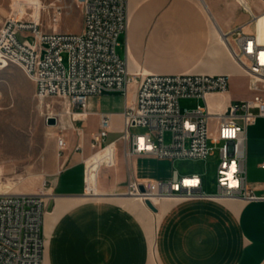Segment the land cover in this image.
<instances>
[{
    "label": "built area",
    "instance_id": "2783aa9c",
    "mask_svg": "<svg viewBox=\"0 0 264 264\" xmlns=\"http://www.w3.org/2000/svg\"><path fill=\"white\" fill-rule=\"evenodd\" d=\"M75 2L83 12L78 32L59 30L57 24L46 29L42 21L43 12H48L58 22L67 12L68 0H41L37 17L36 7H23L19 15L12 11L0 27V63L20 65L35 82L39 101L52 110L54 106L48 99L56 97L73 119L76 108L87 112L90 97L105 92L123 93L126 103L119 141H107L113 121L111 113L104 112L91 135L95 153L109 145L116 149L122 142L126 155L174 160L207 159L216 154L218 158L216 193L203 190L202 174L175 170L170 177L158 179H141L132 174L124 194L154 204L165 197L264 200V193L258 194L247 182L248 128L264 117V42L241 27L232 32L233 38L224 33L253 93L248 99H228L227 73L130 72L127 59L118 53L120 36L129 27V0ZM239 2L250 9L243 0ZM251 12L256 18L257 14ZM181 98L203 99L204 103L182 109ZM57 113H48V117L55 116L53 124L62 129L57 144L64 150L67 141L63 131L67 126L60 123ZM133 127L147 130L133 132ZM115 159L116 150L106 165H114ZM261 165L264 167V161ZM88 167L87 161L84 193L91 194L95 190L87 183ZM53 195L48 183L36 191L0 190V264H44L43 224L47 201Z\"/></svg>",
    "mask_w": 264,
    "mask_h": 264
},
{
    "label": "crops",
    "instance_id": "0c3cea01",
    "mask_svg": "<svg viewBox=\"0 0 264 264\" xmlns=\"http://www.w3.org/2000/svg\"><path fill=\"white\" fill-rule=\"evenodd\" d=\"M243 2L256 18L239 0H129V27L120 36L118 53L127 59L132 73H227L247 78L244 73L230 72L236 67L226 54L214 55L221 47L215 31L233 38L232 32L241 27L264 42V4L261 0ZM235 94L230 89L227 98L234 99ZM236 95L253 97L252 92ZM125 103L123 93L105 92L90 97L86 113L76 108L74 119L70 116L72 125L63 131L66 147L52 181L53 210L59 198L73 199L48 225L45 215L44 264H264V200L172 198L165 208L162 200L155 204L157 210L145 204L149 210L142 208L144 217L149 214L155 219L152 240L141 213L114 196H96L124 194L109 190L103 181L100 186L102 164L109 159L93 154L90 141L104 112L112 115L111 132L118 128L121 135ZM90 119L94 126L88 130ZM130 156L134 164L154 158ZM87 161L93 171L87 177L88 186L95 190L91 194L84 193ZM263 161L264 117H259L248 128L247 159V182L258 194L264 193ZM65 213L68 218H62Z\"/></svg>",
    "mask_w": 264,
    "mask_h": 264
},
{
    "label": "rangeland",
    "instance_id": "374dc122",
    "mask_svg": "<svg viewBox=\"0 0 264 264\" xmlns=\"http://www.w3.org/2000/svg\"><path fill=\"white\" fill-rule=\"evenodd\" d=\"M40 2L41 0H0V27L12 11L19 14L23 7H36L37 17ZM42 21L46 29H50L48 26L52 24H57L59 30L78 32L82 27L83 12L75 0H68L67 12L58 22L55 23L48 12H43ZM123 38L124 36L121 37L122 45H124ZM122 45L119 47L120 52L123 49ZM247 82L244 76L238 78L230 76V89L236 94L251 92ZM236 94L235 100L239 99ZM48 100L53 104L52 111L54 110L55 113L64 109L63 102L56 97ZM202 103L204 100L198 98L180 99L182 109ZM48 113L46 104L42 105L36 95L35 82L25 70L15 63H0V188H9L10 191H36L45 183L52 185L53 178L60 168V158L64 150H60L57 144V136L58 133H62V129L58 125L50 126L47 120ZM92 119L88 122V130L94 126ZM61 123L63 125L72 123L69 114H62ZM146 130L144 127L132 128L133 132ZM119 136L120 132L117 128L110 133L107 141L110 142ZM166 138L167 140L170 138L169 133ZM115 150V164L103 166L100 174V186L103 181L109 190L124 192L127 179L132 174L140 178L150 176L168 178L175 170L183 174L200 173L204 178L206 192L213 193L218 190L216 154L207 159L172 160L154 157L151 158L152 160L140 159L134 164L131 156L126 155L122 142L117 143L116 149L111 145L109 161L113 158ZM55 200L53 196L48 199L47 216L53 210ZM65 214L62 218H68V213ZM148 215V220L154 224V216ZM141 217L146 226V218L143 215Z\"/></svg>",
    "mask_w": 264,
    "mask_h": 264
},
{
    "label": "bare ground",
    "instance_id": "6f19581e",
    "mask_svg": "<svg viewBox=\"0 0 264 264\" xmlns=\"http://www.w3.org/2000/svg\"><path fill=\"white\" fill-rule=\"evenodd\" d=\"M14 15H19V14H15ZM216 35H219V39L221 41V47L218 51H215L214 52V55L217 56V54H220L219 57L223 55H227L229 57V59L231 60V62L233 63L234 67H236L235 70H231L230 72H233V73H243L244 71V68L242 67V65L237 61V59L234 57L232 51L230 50V48L228 47L226 41H225V37H224V34L221 33L220 34H217V32L215 31ZM259 39V38H258ZM260 40V39H259ZM261 41V40H260ZM263 42V41H261ZM225 52V53H224ZM133 61V60H132ZM222 62V60H221ZM138 67V66H137ZM42 104V103H41ZM43 105V104H42ZM211 106L214 107L215 106V103L211 102ZM49 114H52V115H55V111L49 109ZM63 113H66L65 110H60L57 115L59 117V120H60V123H61V116ZM72 125V123H69L67 125H64V126H68V125ZM63 125V124H62ZM50 126H55L54 124H51ZM93 154H99L102 156V158L104 160H108L109 157H110V150H109V146H107L106 148L98 151L97 153L93 152ZM93 157V155H92ZM103 166H105V164H102ZM101 165V166H102ZM88 175L87 177H91L92 174H93V171H92V167L90 164H88ZM0 190H9V188H0ZM58 197H61L62 195H57ZM72 196V195H71ZM75 196V195H74ZM80 196V195H79ZM94 196V195H93ZM97 197H102L104 199H108V198H111L110 196H114L116 200H119V201H122L124 203H126L127 205H129L132 209L138 211L139 213H141V215L144 216V214L146 215V212H143L142 211V208L145 207V204L146 201H143L141 200L140 198L138 197H134V196H129V195H126V194H117V195H96ZM109 196V197H108ZM73 198H59L58 202H57V206L56 208L49 212L48 213V216H47V225L50 223V220L51 219H54L61 210H63L64 206L66 205V203H68L67 201L71 200ZM170 199L172 198H169V197H165L164 200L161 199L163 201V207L165 208L166 205L169 203V201H171ZM161 200H156V204L160 203ZM146 209H148L147 207H145ZM149 210V209H148ZM153 222H150V220H148L146 218V226H147V229H148V232L151 236V239L153 240L154 238V225L152 224Z\"/></svg>",
    "mask_w": 264,
    "mask_h": 264
},
{
    "label": "water",
    "instance_id": "95a60500",
    "mask_svg": "<svg viewBox=\"0 0 264 264\" xmlns=\"http://www.w3.org/2000/svg\"><path fill=\"white\" fill-rule=\"evenodd\" d=\"M47 120H48V123L53 124L56 122V117L55 116H49L47 118ZM146 203L151 209L157 210V206L151 200H147Z\"/></svg>",
    "mask_w": 264,
    "mask_h": 264
}]
</instances>
